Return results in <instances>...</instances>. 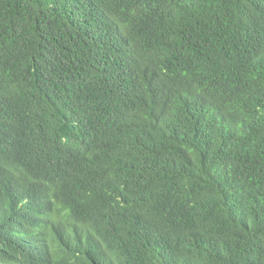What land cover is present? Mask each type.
<instances>
[{
	"label": "trees",
	"instance_id": "1",
	"mask_svg": "<svg viewBox=\"0 0 264 264\" xmlns=\"http://www.w3.org/2000/svg\"><path fill=\"white\" fill-rule=\"evenodd\" d=\"M0 264H264V0H0Z\"/></svg>",
	"mask_w": 264,
	"mask_h": 264
}]
</instances>
